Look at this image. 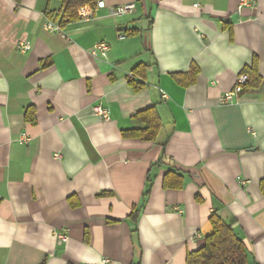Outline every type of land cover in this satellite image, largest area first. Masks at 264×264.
Returning <instances> with one entry per match:
<instances>
[{
	"label": "crops",
	"instance_id": "crops-1",
	"mask_svg": "<svg viewBox=\"0 0 264 264\" xmlns=\"http://www.w3.org/2000/svg\"><path fill=\"white\" fill-rule=\"evenodd\" d=\"M105 1L135 8L67 40L44 28L62 0H0V264H187L213 214L264 264V0ZM254 63L261 86L221 103ZM150 107L158 136H125Z\"/></svg>",
	"mask_w": 264,
	"mask_h": 264
},
{
	"label": "trees",
	"instance_id": "trees-1",
	"mask_svg": "<svg viewBox=\"0 0 264 264\" xmlns=\"http://www.w3.org/2000/svg\"><path fill=\"white\" fill-rule=\"evenodd\" d=\"M64 10L68 12L73 20L78 18V9L85 4H93L94 0H62ZM198 69L193 67L189 73L178 74L179 77L185 79L184 85L194 84L197 78ZM243 74L248 75V80L243 87V92L247 89L258 88L263 83V78L259 74L257 64L246 67ZM131 84L136 90L143 87L142 83H136L131 80ZM27 120L35 122L34 109L27 111ZM135 117L146 124L141 129H130L124 131V135L129 137H142L145 139H155L161 128L162 120L158 110L155 107L145 109L135 115ZM166 186H181L179 183H169ZM261 189L264 192V179L261 182ZM139 213L138 209H134L131 216L135 217ZM213 232L206 238V244L201 249L191 252L187 257V264H256L251 262L248 256L247 248L242 238L235 232L233 224L228 223L221 217L213 214L211 216ZM42 264H45L44 262Z\"/></svg>",
	"mask_w": 264,
	"mask_h": 264
},
{
	"label": "built area",
	"instance_id": "built-area-1",
	"mask_svg": "<svg viewBox=\"0 0 264 264\" xmlns=\"http://www.w3.org/2000/svg\"><path fill=\"white\" fill-rule=\"evenodd\" d=\"M255 0H241V4L239 6V10L244 5L254 4ZM107 8L108 14L115 17H121L123 15L132 13L135 8V3L130 2L122 5L117 6H107L105 0H98L96 4H85L81 6L78 11V20L80 22H90L94 19L96 16L97 10ZM71 16L68 12H66L64 9H56L51 11L44 22V28L53 31V32H59L62 34L63 37H65L67 40H69V36L64 32L62 25L63 23L71 21ZM121 38H124V36H121ZM24 49H28L30 47V43H24L21 45ZM109 50V44L106 42H99L96 43L90 50L91 54L94 56L102 55L106 56L107 52ZM248 80L247 74H241L237 80V84L233 91L227 92L224 95H222L219 98V101L221 103H227L235 100L236 96H238L242 91L245 83ZM93 113L103 119H110V111L108 108L102 107V106H95L93 108ZM29 138L23 134L20 143L25 144ZM58 237L61 241H67L68 236L64 233H59Z\"/></svg>",
	"mask_w": 264,
	"mask_h": 264
}]
</instances>
